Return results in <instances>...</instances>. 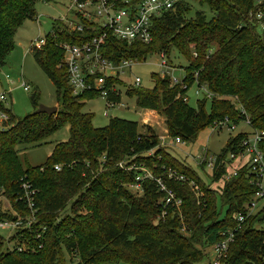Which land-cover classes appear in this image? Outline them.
<instances>
[{
    "label": "trees",
    "instance_id": "obj_1",
    "mask_svg": "<svg viewBox=\"0 0 264 264\" xmlns=\"http://www.w3.org/2000/svg\"><path fill=\"white\" fill-rule=\"evenodd\" d=\"M36 3L0 0V68L14 48L17 30L36 17ZM192 4L206 6L211 16L196 11L188 17ZM150 31L149 44L128 45L109 35L103 53L115 65L123 60L141 62L155 52L169 55L171 50L187 61L181 83L170 86L169 76L152 74V89L127 90L140 109L163 115L169 138L191 143L214 122L227 118L237 125L245 116L253 131L264 133V0H177L153 19ZM90 36L70 35L56 20L42 48L32 50L54 86L56 114L17 118L0 106L7 117L0 130V193L14 213L37 217L29 227L15 230L8 242L0 235V264H202L204 249L236 228L237 214L246 212L245 205L258 190L256 179L245 165L212 189L161 146L151 130L141 135L136 122L113 118L107 126L94 128L92 115L82 108L85 100L96 96H72L58 47L60 42L79 43ZM107 83L122 85L120 80ZM194 84L205 86L212 95L209 111L206 98L198 100L196 108L185 101ZM32 102L35 111V96ZM64 125L69 127V139L57 144L42 165L23 167L15 147L37 145ZM245 137L240 133L230 138L217 161L229 151L241 152L237 144ZM259 149L264 160V141ZM119 163L134 168L124 170ZM140 167L153 176L162 175L181 200L179 210L164 205V194L151 180L138 182V195L129 191ZM168 170L185 182L168 180ZM223 174L220 165L211 183H218ZM190 182L197 186L199 198ZM27 192H33L32 209ZM14 219L0 213V222ZM220 264H264V206L245 218Z\"/></svg>",
    "mask_w": 264,
    "mask_h": 264
},
{
    "label": "rangeland",
    "instance_id": "obj_2",
    "mask_svg": "<svg viewBox=\"0 0 264 264\" xmlns=\"http://www.w3.org/2000/svg\"><path fill=\"white\" fill-rule=\"evenodd\" d=\"M69 2L70 0H50L49 2L37 0L35 5L36 17L33 20L25 21L15 34L14 48L7 56L4 66L0 68V95H5L6 97L5 101H0V106L17 118H24L33 113V96L36 97L38 106L58 107L54 86L36 64L31 44L50 33L53 22L65 15ZM196 11L204 12L208 18L211 16L206 6L199 7L196 4H192L188 17L193 18ZM257 32L262 34V27H258ZM160 54L165 55L167 68L161 66ZM186 66L187 61L175 50H171L169 55L165 52L151 53L146 56L144 61L134 63L130 68H124L123 74L120 75L122 85L117 88L120 94L119 103L114 108L106 110L104 100L92 98L85 100L82 112L92 115V126L94 128H103L108 125L110 119L119 118L136 122L141 135L149 134L151 130L158 137L160 145L166 148L175 159L190 166L206 184L211 185V188H217L222 186V183H211V169L208 167L201 169L200 166H197V157L207 154V158L212 163L221 154L230 138L240 133H251L250 127L244 122H239L232 131L226 126L215 130L208 127L199 132L194 142L175 144L174 140L169 138L167 134L163 115L149 109H140L136 104L135 98L127 95V90L133 85L135 78H139L141 81L140 89H152V74L163 78L166 75L165 73L168 72L170 86L174 85L172 81L175 80L181 83L185 75L184 68ZM23 83L29 86L28 92L23 90ZM204 96L205 92L194 84L187 92L186 101L190 107L196 108L197 101L205 98ZM209 109L210 99H207L206 111H209ZM104 112H106V116H104ZM2 113L3 111L0 110V130L5 128ZM68 139L69 127L64 125L37 145L18 144L15 149L23 167H37L46 161L57 144L65 143ZM151 155L150 153L149 156ZM237 166L238 162L227 166V172L230 173ZM169 171L171 170L167 172ZM176 175L179 176L177 173ZM128 189L138 195L135 192L139 190H135L131 186ZM11 206L5 195L0 193V213L9 214L11 217L14 216L16 213H14ZM263 206L264 200L258 204V210ZM18 216L23 220L37 219L36 216L34 217L31 214L23 216L16 214V217ZM163 216L164 213L161 214V217ZM13 233L9 229H0V235L5 242L10 240ZM10 246H13V244L11 243ZM204 252L205 258L202 264H210L214 259V253L210 247L205 248Z\"/></svg>",
    "mask_w": 264,
    "mask_h": 264
},
{
    "label": "built area",
    "instance_id": "obj_3",
    "mask_svg": "<svg viewBox=\"0 0 264 264\" xmlns=\"http://www.w3.org/2000/svg\"><path fill=\"white\" fill-rule=\"evenodd\" d=\"M176 2L177 0H70L69 6L65 10V15L61 19H58V21L65 26L66 31L70 35H79L80 37L86 34L92 35L86 41L79 43L60 42L58 44L62 52L61 66H63L66 72L67 84L72 96L80 97L85 94H94L96 96L95 98H100L105 101L106 110L114 108L119 102L110 99V97L120 98L119 91L117 90L119 85L115 83L109 85L107 80L121 81L120 75L123 74L124 68H130L132 64L137 62L123 60L116 65L113 64L103 53L106 39L110 35L116 40L128 45L134 42H141L143 44L151 43L152 35L150 30L153 19L159 17L161 13L172 9ZM44 41L43 37L33 42L31 44V50H40L44 45ZM160 59L161 66L167 68L165 55L160 54ZM165 74V76H168L169 73L166 72ZM172 82L173 84L179 83L176 80ZM140 85V79L135 78L130 89L139 88ZM22 87L25 92H28L30 89L25 83L22 84ZM199 88L205 92L204 97L206 99L212 98V95L205 86H200ZM5 100V95H0V101L3 102ZM106 115V112H104V116ZM241 115L245 116L242 110ZM2 118L4 120L7 119L4 114ZM240 122H244L250 127L246 116ZM225 126L231 131L235 129V124L227 118L219 122H214L210 128L215 130ZM243 134L246 137L237 144L241 152L235 154L234 151H229L221 162L217 161L218 156L212 163L207 158V154L197 157V166L206 163L205 167L210 168L212 174L220 165H223L224 174L219 181L222 184L229 181L237 174L241 167L246 165L249 167V174L255 177L256 182L254 184L258 187V190L252 197V201L248 205H245L246 212L237 214L236 228L222 233L223 240L210 247L214 253V259L210 264H220L221 259L225 257L229 244L233 242L245 218L258 210V204L264 200V160L259 149V144L264 141V133L251 129V133ZM174 142L175 144H180L183 141L180 138H175ZM232 162H238V166L229 173L226 168L227 166L233 165ZM119 167L124 170H133L134 168V166L126 168L123 163H119ZM55 170L59 171V167H55ZM137 171H139L138 177L135 178L137 183L131 186V188L140 190V181L144 179L151 180L155 182L158 190L164 194L162 200L164 205H171L179 210L181 200L175 196L172 189L167 187L162 179V175L153 176L150 171L142 167L137 168ZM166 177L168 180L185 182V178L183 176H177L175 172H167ZM188 185L195 193V196L199 198L201 194L197 186L192 182L188 183ZM23 187L29 191L30 187L28 184L23 185ZM32 194L33 192H27L26 194L29 209L33 207L30 200ZM31 215L34 216V214ZM14 217V220L1 221L0 229H9L14 232L19 228L29 227L33 221V218L23 220L19 216L16 217V214H14Z\"/></svg>",
    "mask_w": 264,
    "mask_h": 264
},
{
    "label": "water",
    "instance_id": "obj_4",
    "mask_svg": "<svg viewBox=\"0 0 264 264\" xmlns=\"http://www.w3.org/2000/svg\"><path fill=\"white\" fill-rule=\"evenodd\" d=\"M57 107H45V106H38L35 111H33V114H46L48 116H52L56 114Z\"/></svg>",
    "mask_w": 264,
    "mask_h": 264
}]
</instances>
